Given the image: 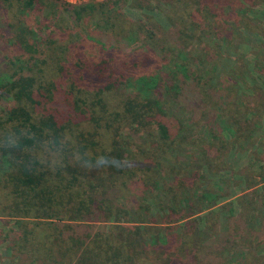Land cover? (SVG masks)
I'll use <instances>...</instances> for the list:
<instances>
[{
    "label": "trees",
    "instance_id": "obj_1",
    "mask_svg": "<svg viewBox=\"0 0 264 264\" xmlns=\"http://www.w3.org/2000/svg\"><path fill=\"white\" fill-rule=\"evenodd\" d=\"M59 5L0 0V217L14 220L0 227V243L11 264H264L252 241L264 223L250 207L224 217L208 211L203 226L190 216L210 208L206 198L227 196L226 178H208L207 191L197 181L215 159L204 151L182 179L173 164L164 171L181 139L174 103L209 118L213 154L230 138H264L251 93L207 82L194 44L246 41L242 30L252 31L264 0H105L87 10L101 24L93 31L43 29ZM130 6L158 10L166 24L156 29L142 11L133 19ZM85 9L74 11L77 20ZM255 58L264 79V55ZM167 173L155 217L121 208L127 186L147 198ZM257 191L245 196L249 204Z\"/></svg>",
    "mask_w": 264,
    "mask_h": 264
},
{
    "label": "rangeland",
    "instance_id": "obj_2",
    "mask_svg": "<svg viewBox=\"0 0 264 264\" xmlns=\"http://www.w3.org/2000/svg\"><path fill=\"white\" fill-rule=\"evenodd\" d=\"M59 1L60 5L58 6L55 16L53 17L51 14V17L42 20L41 26L43 29H48L49 25L53 28L55 27L54 24L60 23L72 30L77 29L80 32H84L86 30L93 31L101 25L97 19L90 20V15L87 13V10L90 9V7L94 8L97 4L105 0ZM80 7H86V9L82 13L81 17L83 18L77 20L74 11ZM136 9L137 8L131 6L128 8V15L131 18H138V14L142 11V13L144 12L143 14L147 16L146 20L149 24L154 26V23H157L156 29H159L158 25H160L161 28V26L164 27L166 24L163 15L158 10L143 9L137 11ZM95 12L96 15H99L97 9ZM86 13L87 16H85ZM253 22L255 26L252 28L251 32L242 30V35L247 39L244 42L235 41L233 44H224L222 47H216L212 40L202 38L194 43L196 45L195 55L198 58L196 64L200 65L201 72L205 75L207 82L212 84L216 83V85H228V88L232 87L237 95L242 94V96H244L245 93L250 92L252 98L256 101L254 113L258 115V119L264 121V79L256 72L257 66L255 65V62L258 63L255 58L257 53H262V55H264V8L255 11ZM83 26H85L86 29H83ZM200 60L201 62H199ZM162 68H164V66ZM170 115L172 117V123L178 126V133L181 135V139L180 142L178 141L177 151L171 154L164 171L170 170L171 164H173L176 167L177 175L181 178L185 175V170H189L185 165H190L191 161L196 158L198 159V165L200 163V157L203 156L205 151L208 158H210L209 161H218L220 165H224V169L222 166L216 164V161L213 163L212 170H209L207 164L202 166L200 173L206 176H201L197 181L200 180L203 191L208 190V188H206V186L209 185L206 181L208 178L216 179L217 181L219 177H224L228 182L227 184L224 183V185H228V192L225 198H206L207 201L204 205L205 207L211 205L210 208H200L198 212H193L190 216L198 218L200 220V226H203L206 221L204 217L208 211H212L214 214L222 213L223 217L229 216L232 210H238L243 203L254 211L256 222L264 223V181L258 183L257 186H250V188L247 187L244 181L247 175H252L254 179L259 180L260 177H262L261 175L264 174V172L259 174L260 164L263 161L259 155L264 151V138L257 136L252 139L247 138L237 141L234 138H230V140L226 141L229 143L227 147L224 146L220 151L213 154L209 152L210 149L208 147L209 133L207 131L206 119L209 118L204 120L201 117L193 116L188 113L184 106L176 105L175 103L171 106ZM222 136V141H224L225 137H227L225 132H222ZM219 144L221 147L223 146L221 143ZM164 162L166 163V161ZM192 166L194 167L195 164L193 163ZM171 175L172 174L168 173L162 175L155 183L156 189H151V192L148 193L150 197L147 198H145V193L144 196H140L139 192L133 189L132 186H127L123 194H121V208L128 210L132 218L136 217V211L138 210L139 212L147 210L150 212L151 216L155 215L156 211H158V198L160 199L161 196L164 195L165 189L162 186H169V178ZM255 188L258 189L256 193H258L259 197L254 195L253 198H256V201L249 204L245 196ZM199 191L201 192V190ZM250 197L251 196H247V198ZM145 217L146 216H142V218ZM13 221L14 220L10 218L5 222L0 217V227L8 229L13 225ZM170 224L177 223L174 221ZM219 227H225V224L222 222L219 224ZM221 229L224 230V228ZM259 238H261L260 242ZM252 241L254 252L264 255V232H260V234L253 237ZM11 261L16 262V258L12 256L7 242L0 243V262L2 264H11ZM24 262V264H30L29 261Z\"/></svg>",
    "mask_w": 264,
    "mask_h": 264
}]
</instances>
